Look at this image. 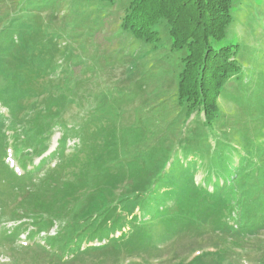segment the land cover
<instances>
[{"label": "rangeland", "instance_id": "rangeland-1", "mask_svg": "<svg viewBox=\"0 0 264 264\" xmlns=\"http://www.w3.org/2000/svg\"><path fill=\"white\" fill-rule=\"evenodd\" d=\"M127 4L0 0V264H264V226L222 231L221 205L208 200L193 214L189 204L203 193L195 189L200 172L179 205L150 224L127 219L134 225L111 241H89L82 254L61 257L45 240L71 220L70 203L91 212L103 200L101 208L112 210L102 226L117 221L120 197L143 192L142 160L154 151L160 159L167 152L171 163L172 150L180 161L201 154L206 138L264 148V0H234L215 44L229 46L240 69L221 90L219 118L207 135L201 116L183 125L173 110L183 53L171 51L162 26L157 42L122 31ZM107 100L106 115H94ZM31 131L44 135L33 152ZM46 204L52 208L41 221L59 222L31 239L26 209ZM20 223L25 229L14 239Z\"/></svg>", "mask_w": 264, "mask_h": 264}, {"label": "trees", "instance_id": "trees-1", "mask_svg": "<svg viewBox=\"0 0 264 264\" xmlns=\"http://www.w3.org/2000/svg\"><path fill=\"white\" fill-rule=\"evenodd\" d=\"M81 1L86 4L102 3L109 7L116 3V0ZM233 2L234 0H128L120 23L122 31H129L145 42L159 40V26L167 30L171 51L183 53L181 70L176 77L171 100L173 110L177 112L176 115H181L183 125L192 117L195 120L201 116L205 135L212 131L219 118L218 100L221 90L230 80L237 78L236 74L240 69L229 46H215L224 37L231 22ZM108 103L107 100V103L99 104L94 115H106ZM27 136L32 152L38 145L42 147L44 135L31 131ZM216 141L211 144L207 138L204 139L203 152L190 153L192 160L186 157L180 161L177 152L173 150L170 152V155H174L171 163L164 150L161 159L158 158L160 154L157 151H154V156L144 158L142 162L146 176L142 182L143 192L141 188L131 195L120 197L115 213L117 221L111 220L107 226L102 224L109 219L112 206L101 208L103 200L91 212L80 204L70 203L67 207L71 220L62 227L61 233L58 231L55 236L45 238L46 241H51L50 249H55L61 257L74 256L86 252L88 247H82L89 241H111L113 233L124 230L126 225H134L129 224L127 219L137 222V226L142 223L150 224L169 207L184 201V194L191 190L193 178L198 172L203 174V179L195 189L203 193L195 204H189L194 205L193 214L202 211L200 203L208 200L210 205H221L218 215L219 229L222 231L234 234L260 230L264 226V148L257 145L252 150L242 145ZM224 146L230 150L226 151ZM44 151L45 148L38 154ZM55 156L58 154L52 155ZM28 159L24 156L22 160ZM35 198L36 195L33 194L32 200ZM50 208L52 205L46 204L42 209H26L31 219L29 225L35 230L34 234H27L29 238L34 239L37 234L48 231L55 221L59 222V217L56 216L48 223L41 221L44 211ZM21 225L23 224L20 223L15 232L12 231L14 239L25 229L20 228ZM4 235L6 238L12 236V233ZM122 236L124 235L121 234ZM163 239L157 237L156 244L163 243Z\"/></svg>", "mask_w": 264, "mask_h": 264}]
</instances>
